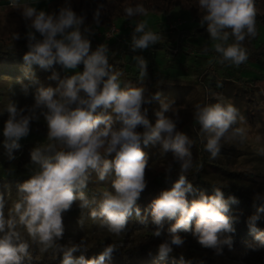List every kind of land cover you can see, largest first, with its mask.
I'll list each match as a JSON object with an SVG mask.
<instances>
[{
  "label": "clouds",
  "instance_id": "obj_1",
  "mask_svg": "<svg viewBox=\"0 0 264 264\" xmlns=\"http://www.w3.org/2000/svg\"><path fill=\"white\" fill-rule=\"evenodd\" d=\"M198 4L204 12L200 24L206 25L220 62L235 65L245 62L248 56L243 42L246 37L256 35L254 0H198ZM103 7L98 4L93 11L92 19L97 24ZM124 13L132 18L146 15L147 10L136 4L125 7ZM21 16L28 29L27 51L22 59L29 68L36 65L48 70L60 65L63 69H77L82 64L83 70L63 78L52 71L48 79L56 82L55 87H45L34 75H28L27 79L39 85L33 93V103L21 107L18 102L10 101L0 110V115L7 113L0 129L4 137L0 144L9 160L15 159L13 153L21 148V139L29 135L31 123L41 117L47 124L48 140L45 146L31 149L30 161L38 170L18 185L19 198L7 215L4 194L0 193V264H25L30 259V244L39 245L42 252L52 249L59 253L60 264H105L117 249L112 243L88 259L83 238L78 243H60L64 232L62 213L77 201L80 210L96 204L90 217L99 219L101 228L106 227L117 235L125 230L133 214L141 222L150 216L156 226L152 231L156 238L161 237L166 220L175 221L167 229L168 236L157 245L156 255L161 260L169 257L174 246L184 244L179 232H190L202 247L213 249L216 255L222 254L224 246L231 249L233 237L227 234L235 231L234 218L227 213L238 200L232 195L225 198L218 187L213 188L211 195L201 191L196 198H188L197 191L184 175L193 167V141L177 128L175 101L161 99L160 92L149 93L143 86L148 76L147 61L142 56L133 57L139 67L141 86L122 88V73L113 71L108 62V46L100 44L92 48L86 17L73 10L71 0H64L53 12L25 3ZM160 38V34L147 28L145 21H138L130 36V47L133 51L146 49ZM13 39H20V34L14 33ZM203 50L207 52L208 48ZM28 87L21 81L25 95ZM154 101L159 102V110L153 123L146 106ZM170 112L172 115H168ZM193 118L206 141L204 148L212 158L220 153L223 139L243 142L247 135L244 127L235 126L238 110L232 104H196ZM149 144L158 145L162 154L171 152L180 171L171 187L161 191L144 209L148 214L145 216L137 201L147 186L145 170L149 161L142 145ZM260 151L264 154V148ZM91 171L96 172L100 181L114 175V191H103L98 203L84 192ZM171 171L169 164L165 170L166 183ZM253 200L258 206L254 204L256 210L246 223L258 241L255 247H264V229L257 227V221L264 219V192L255 193ZM21 229L29 239H24ZM178 259L179 264H190L182 256Z\"/></svg>",
  "mask_w": 264,
  "mask_h": 264
},
{
  "label": "trees",
  "instance_id": "obj_2",
  "mask_svg": "<svg viewBox=\"0 0 264 264\" xmlns=\"http://www.w3.org/2000/svg\"><path fill=\"white\" fill-rule=\"evenodd\" d=\"M184 1L188 4L186 7L183 6ZM91 2L92 0H81L79 7L74 10L78 15L86 17L85 24L90 29L95 28L105 35L110 29V23L113 21L119 24V27L123 28L125 26L123 33L115 36L109 43H106L104 35L101 37L90 36L93 49L100 44L108 46V62L112 65L113 71L122 73L120 76L122 88L125 85L141 86L139 67L133 57L142 56L147 61L148 71V76L143 80V86L147 88L149 93L160 92L161 99L176 102L178 94H182L185 89V85L182 83L184 78L196 76L194 81L191 79V82H187V84H193L197 81L201 83L196 84L205 91V104L217 102L230 104L231 101L238 104L244 101L247 103V107L242 114L238 113V119L243 117V120L254 122L252 118H256V116L250 113V110L256 112V107L264 104L262 101L264 99V39L259 40V35L264 30V1L254 0L256 35L255 37L245 38L243 46L247 51L248 58L240 65L220 62L218 54L214 51V42L209 38L206 31V25L200 24V18L204 15V12L199 7L198 0H138L134 3L130 2L128 6L142 4L147 10L146 15L129 18L124 13L125 7L115 13H105L104 9L101 12L98 24L92 19L95 7L88 6ZM177 8L181 9V14L187 15L185 21L176 22L173 12ZM148 16L164 19V22L162 20L157 21L154 23L155 28H151V30L160 34L161 38L156 44L146 49L133 51L130 47L131 34L127 29L131 27H126L127 23L133 24V27H135L136 22L145 21ZM27 31V27L21 28L18 32L20 34L18 40L13 39V34L0 38V103H3V98L6 95L24 93L21 88V81L29 86L28 93L33 95L39 85L27 79L26 76L28 75H34L39 84L45 87L49 85L55 87L56 82L48 79L52 71H56L63 78L83 70L82 64L78 65L77 69H63L60 65H53L48 70L41 69L36 65L29 68L22 59L27 51V41L25 39ZM229 42H231V38ZM205 47L208 48L207 52L203 50ZM205 80L208 83H205ZM203 84L206 88L203 87ZM165 87L171 88L164 89ZM230 88H232L231 92L229 91ZM166 91L170 92L167 94ZM215 98L218 101H215ZM21 104L24 103L18 102V105ZM155 106L159 108L158 101L150 104L149 108L152 109ZM149 119H151V122H155L154 116L151 114ZM33 124L35 129L30 133L35 135L29 134L27 137L31 136L30 138L21 139V148L13 153L15 159L9 160L2 144H0V193H3L5 198V215L19 198L18 185L38 170V166L30 161L31 149L34 146L43 147L48 143L47 133H44L45 135L40 133L43 132L42 130L47 129L40 127L47 126L46 122L39 120L33 122ZM195 126L200 129L197 123H195ZM2 128L0 124V129ZM187 135L193 141L191 152H195V156H192L193 167L184 175L187 176L194 189L197 190L194 195L188 198H196L201 191L206 195H211L213 188L218 187L223 191L225 198L232 195L238 200L237 204L230 205L227 213V215L234 218L233 227L235 231L227 234L233 237L231 249L224 246L222 254L216 255L213 249L202 247L190 232H179L178 234L185 241L184 244L180 247L174 246L173 252L166 259L161 260L157 257V245L168 236L167 229L175 221L166 220L161 237L156 238L152 235V231L156 226L151 223V218L144 209L161 191L170 188L171 183L177 179L180 166L178 163L173 162L172 158L170 162L163 164L156 174L151 176V172L149 175H145L147 186L141 193L137 203L141 207V214L148 216V219L141 222L140 218L133 214L128 218L125 230L120 233V235L135 234L140 240L135 242L132 247H117L111 254V258L106 259L105 264H179L178 258L181 256L190 264H218L220 259H226L230 264L255 259L260 264H264V247H255L258 241L254 239V234L249 231L246 223L247 218L256 210L254 204L258 206V202L253 200L254 194L264 192V172L243 163H232L230 161L232 159L224 155L226 154L224 151L237 153L238 150L233 147L230 148L226 144L221 143L220 153L212 158L204 148L206 141L203 140L200 131L195 130ZM3 139L4 137L0 134V141H3ZM142 150L148 156L149 167L146 170L154 165L157 156L158 159L164 155L158 145L149 144L147 147L142 145ZM159 152L162 155H158ZM168 154H171V152ZM169 164L172 165V171L170 179L166 183L165 170ZM113 179L114 175H109L104 181H100L96 172L91 171L87 187L84 189L85 195L90 200L95 197L98 203L101 198L100 194L103 191H114L112 189ZM78 203L79 201L74 203L71 209L62 213L64 232L60 240L61 244H65L66 240L63 239L66 237L77 239V237L83 236V238H88L89 233L95 229L109 232L106 227H100L99 219L93 220L89 215L91 209L97 206L96 204H91L89 208L80 210L77 207ZM257 227L264 229V219L257 221ZM21 231L24 239H29L27 233L23 229ZM107 244H109L108 241H98L95 246L86 247L85 258L88 259L97 255ZM29 254L30 259L34 258L32 264H60V254L54 253L52 249L42 252L39 245L30 244ZM76 255H79V253ZM30 259H26V261Z\"/></svg>",
  "mask_w": 264,
  "mask_h": 264
},
{
  "label": "rangeland",
  "instance_id": "obj_3",
  "mask_svg": "<svg viewBox=\"0 0 264 264\" xmlns=\"http://www.w3.org/2000/svg\"><path fill=\"white\" fill-rule=\"evenodd\" d=\"M80 1L81 0H71V6L73 10L79 7ZM137 1L138 0H92V2L88 4V6L93 7V8L95 7L96 9L98 4H103L104 7L101 9V12H103V10L105 9V13L106 12L115 13L117 10L127 7L130 2L134 3ZM263 1L264 0H262V2ZM25 3H28L30 6L35 7L38 10H44L46 12H53L58 9V6L63 5L64 0H17L16 3H13V0H0V38L9 36L14 33H18L21 28H23L24 26L26 27L27 22L21 16L22 5ZM183 3H184L183 5L184 7L188 5L186 1H184ZM173 15L175 16V20L176 22L178 21V23L181 21H185L187 19L186 14H181L180 8L175 9V11L173 12ZM161 20L162 22H164V19L148 16L145 19V22H146L147 28L151 29L152 27H154L155 25L154 23H156L157 21H161ZM119 26L120 25L114 23V21L110 23V28L115 27L117 30L115 36L123 33V31L125 30L124 29L125 26L123 28ZM128 26L131 27V28H127L129 29V33L131 34L134 28L133 24L127 23L126 27ZM90 30L92 33L91 36L96 35L97 37H101L102 35H104L101 31L95 28L90 29ZM107 32L105 33L104 36H105L106 43H109V41L112 40L114 36L113 37L108 36ZM262 32L263 33L259 35L260 37L259 40L264 39V30H262ZM195 78L196 76H190V77L184 78L183 80L184 82L182 83L185 85L184 86L185 89L182 91V94L181 93L178 94L177 100L175 102L176 104L175 106H173L176 113L178 114V119H179L177 128L184 133L187 132L186 134L193 132L195 130L200 131V129L197 126H195L196 121L193 118V113L195 111L196 104H201V105L205 104V101H204L205 91L203 90L202 87L196 84V83H199V84L201 83L197 81L196 83L193 82V84H187V82H191V79H193L194 81ZM204 82L208 83V81L206 80ZM203 87L206 88L204 84H203ZM166 88H171V87H165L164 89ZM229 91L231 92L232 88H230ZM168 92L170 91H166L167 94ZM215 99H216L215 101H218L217 98ZM3 100H4L3 101L4 104L0 103V110H3L10 101H18V102L24 103V104L19 105L21 107L25 105L30 106L33 103V95H30L29 93L27 95H25L24 93L20 95L10 94V95H6L3 98ZM262 101L264 103V99H262ZM230 104L235 106L238 110V113L240 114H242V112L247 107V103H245L244 101L238 104H235L234 102L231 101ZM146 107H148L150 114L154 116V120H155L154 114L156 111L159 110V108L155 106L152 109H150L149 105H147ZM256 108H257L256 112H253V110H250V113L256 116V118H252L255 123L253 121H252L253 123H251L250 120L238 119L237 124L235 125L236 127H244L246 129L247 135L245 139L243 140V142H240L238 140H233L231 138H227V139H223L221 143L226 144V146L230 148L233 147L236 150H238L237 153L231 152V151H224L226 152V154L224 155L230 157L232 159L230 160L232 163H243L249 167H254L255 169H260L264 172V154H262L260 151L262 148H264V104L258 105ZM150 114L148 113L149 117H150ZM168 115H172V113L170 112L168 113ZM173 118L175 119L176 117L174 116ZM6 119H7L6 112L3 115H0V124L2 125V127ZM39 120L45 121L43 117H41ZM40 127L47 128V126H40ZM34 129H35V126L32 122L30 125V131L33 132ZM46 130L47 129L42 130L43 132H40V133L41 134L47 133ZM29 134H32V133H29ZM32 135H35V134H32ZM30 137L31 136L27 137V139ZM228 154H234V155H228ZM158 155H162L161 152H159ZM192 156L193 157L195 156V152H192ZM157 157H156V162L154 163V165H152L149 169L145 170V175L146 174L149 175L151 172H152L151 176L156 174L157 171H160L163 164H166L172 160V154H168V153L160 156L158 159ZM89 234L90 235L88 236V238H85V237L83 238V236L80 238L77 237V239L74 237H70V238L66 237L63 240H66L65 244L68 243L69 241L78 243L83 238V240L85 241V247L95 246L98 241H108L109 244L112 243L118 248L132 247L135 242H138L140 240V238L136 236L135 234L129 233V234H121V235L118 234L117 235L114 233L104 232L102 231V229H95L94 231L92 230ZM33 259L34 258L28 261H25V264H32ZM218 264H230V262L227 261L226 259H220ZM232 264H260V263L256 261L255 259H250L248 261H242V262H237V263H232Z\"/></svg>",
  "mask_w": 264,
  "mask_h": 264
},
{
  "label": "built area",
  "instance_id": "obj_4",
  "mask_svg": "<svg viewBox=\"0 0 264 264\" xmlns=\"http://www.w3.org/2000/svg\"><path fill=\"white\" fill-rule=\"evenodd\" d=\"M116 32H117L116 28L115 27H111L107 33H108V36H110V37L114 36L115 37Z\"/></svg>",
  "mask_w": 264,
  "mask_h": 264
}]
</instances>
